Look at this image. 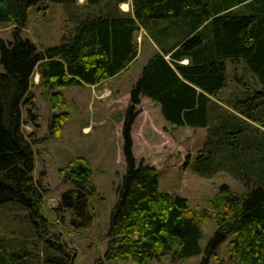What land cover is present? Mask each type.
Instances as JSON below:
<instances>
[{
  "label": "trees",
  "instance_id": "16d2710c",
  "mask_svg": "<svg viewBox=\"0 0 264 264\" xmlns=\"http://www.w3.org/2000/svg\"><path fill=\"white\" fill-rule=\"evenodd\" d=\"M104 1L84 0L81 7L89 11L74 17L72 33L37 50L20 35L27 9L43 2L73 6L76 0H0V23L13 25L12 38H0V216L6 220L12 208L24 211L23 232L0 236V264H75L72 249L47 228L45 189L33 176V141L22 129L23 109L30 122L36 116L32 74L50 88L98 84L135 60L139 30L158 49L144 60L129 91L121 126L125 168L114 188L103 258L149 264L167 255L203 254L198 264H206L227 240L229 259L264 264V0H130L126 11ZM52 96L55 106L61 98ZM141 97L153 101L172 126L208 127L196 152L203 157L200 168L210 165L211 153L221 154L222 169L243 183L241 192L223 185L207 201L216 211V226L203 248L200 221L188 211L186 198L160 190L156 170L132 154L130 126ZM63 116H50V134L59 131ZM57 174L72 184L53 207L58 220L66 214L71 227H86L95 191L89 161L77 157Z\"/></svg>",
  "mask_w": 264,
  "mask_h": 264
},
{
  "label": "rangeland",
  "instance_id": "374dc122",
  "mask_svg": "<svg viewBox=\"0 0 264 264\" xmlns=\"http://www.w3.org/2000/svg\"><path fill=\"white\" fill-rule=\"evenodd\" d=\"M83 3L84 0H76L73 6L61 2L30 6L20 35L32 41L37 50L58 44L72 33L74 17L89 11L81 7ZM89 8L95 11L96 5ZM12 28V24L0 23V38L10 40ZM135 40L138 47L135 60L117 76L98 84L50 88L38 82L36 73L30 78V91L34 97L31 112L36 116L30 122L23 109L22 129L33 141V176L40 178L45 189L42 213L49 221L47 228L59 234L72 249L75 264H132L129 261L105 260L103 252L108 215L115 201L114 188L125 168L121 151V126L129 104L130 88L148 52V37L142 30L136 33ZM231 70L240 72L239 66H232ZM53 93H58L61 98L55 106L51 101ZM134 111L130 137L135 161H141L156 170L160 190L186 198L188 211L195 212L200 221L202 236L199 243L203 248L216 226V211L207 206V201L214 198L221 186L241 192L243 183L230 169H222L221 154L211 153L208 156L210 165L200 168L203 157L197 156L196 152L206 140L208 127L172 126L163 120L156 104L142 97ZM60 112H64L61 127L56 134H50L49 118ZM77 157L89 161L95 185V191L88 199L91 221L83 228L71 227L66 214L63 221L58 220L59 216L53 210L60 193L72 186L58 178L57 170L74 165ZM12 210L6 220L0 216V236L6 235L8 239L15 236L17 229L23 232L24 228L23 209L20 208L21 213L16 208ZM13 213H16L15 216ZM24 234L28 235L29 232L24 231ZM227 251L225 240L206 257V264H237V260L228 258ZM202 256L199 254L178 259L167 255L153 259L149 264H198Z\"/></svg>",
  "mask_w": 264,
  "mask_h": 264
},
{
  "label": "crops",
  "instance_id": "0c3cea01",
  "mask_svg": "<svg viewBox=\"0 0 264 264\" xmlns=\"http://www.w3.org/2000/svg\"><path fill=\"white\" fill-rule=\"evenodd\" d=\"M104 1V0H103ZM106 2H108L109 4H111V5H113L114 7H117L118 9H121V10H123V11H126V10H128V9H130V0H105ZM104 1V2H105ZM121 6H123V8L121 7ZM148 48V52L146 53V58L148 57V56H150L151 54H153L155 51H157V47H156V45L152 42V40L151 39H149L148 38V47H146V49ZM145 58V59H146ZM181 63H185V62H187V59H182L181 61H180ZM115 76H117V75H115ZM115 76H112V77H110V78H113V77H115ZM110 78H108V79H110ZM90 86H92V85H90ZM142 98H145V97H142ZM146 100H149V99H147V98H145ZM150 101V100H149ZM151 102H153V101H151ZM154 103V102H153ZM155 104V103H154ZM157 106V105H156ZM157 108H158V106H157ZM158 111H159V108H158Z\"/></svg>",
  "mask_w": 264,
  "mask_h": 264
}]
</instances>
